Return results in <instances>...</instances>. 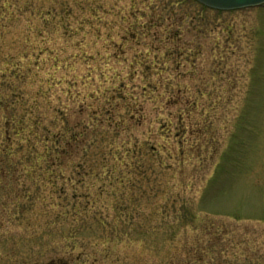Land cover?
<instances>
[{
  "label": "rangeland",
  "instance_id": "obj_1",
  "mask_svg": "<svg viewBox=\"0 0 264 264\" xmlns=\"http://www.w3.org/2000/svg\"><path fill=\"white\" fill-rule=\"evenodd\" d=\"M62 2L72 37L50 34L69 64L52 110L72 124L104 110L105 122L78 146L86 171L35 168L32 134L18 174L0 175V264H264V6L0 0L25 10L0 27L1 69L23 51L28 16H63ZM29 55L25 82L55 72L52 55ZM30 85L17 108L27 119L38 99ZM56 121L55 112L45 119Z\"/></svg>",
  "mask_w": 264,
  "mask_h": 264
},
{
  "label": "trees",
  "instance_id": "obj_2",
  "mask_svg": "<svg viewBox=\"0 0 264 264\" xmlns=\"http://www.w3.org/2000/svg\"><path fill=\"white\" fill-rule=\"evenodd\" d=\"M78 5H80V2L77 3ZM61 9H64L62 11L63 16H60V13L56 10L51 11V9L46 12L36 11V15L34 14L35 16L32 18L28 16L29 19L25 21L28 26V32H26L23 38H20L25 43L23 51L19 55L9 58L10 62L6 68L5 66H2V69L0 68V76H4L0 77V166H3L2 169L4 168V171H0V175L5 171L7 173L13 172L15 168H17L15 173L18 174L21 161L26 156L22 155L18 160L15 157L23 153L24 145H27L28 148L34 147L30 145L32 134L34 135L35 144L37 142L39 145V152H35L38 154L39 162H37L35 168H40L49 173L62 167L63 169L70 167L71 170L78 171L80 168H83L81 160L84 153V149L80 151L78 146L82 145V142L89 141L90 138L96 136L101 131V124L105 122L101 116L104 110L100 112L99 116H90L86 111V117L89 119L80 124H72L65 112L52 110V99L50 96L63 92V90H57V88L67 84L69 64H67L68 58L62 56L65 53L64 48L60 47V49L54 50L49 46V43L52 41L50 34H55L57 39L66 40L72 37L68 33L69 28L65 24L64 17L66 16V22H68L67 18L72 10L67 8V4L64 2L61 3ZM24 12L25 10H22L20 13L19 10L13 11L0 8V27L7 25L8 21L17 20L16 17H20V14ZM34 21L41 23L39 25L41 26L40 29L39 27H37L38 29H33L32 22ZM32 31H37L39 36L37 38L36 36L34 37V34L37 33L35 32L32 33L31 38L30 34ZM38 39L41 40L39 43L37 42ZM29 53L35 55L37 63L40 62V55H52L49 60L52 61L53 65L51 69H54L55 72L44 75L46 78L42 81L35 80L27 83L25 79L22 80L20 78L22 69H24L22 60L29 57ZM72 57L75 58L77 55L74 54ZM7 71L11 74L8 79L5 77V72ZM60 71L62 74L66 73L67 76L63 77L62 74L56 75ZM77 74L79 75L80 73ZM11 77L21 81V83H16L10 79ZM78 79L80 80L79 77ZM42 82H46L48 89L42 88ZM30 84H36V96L38 99L34 100L30 108L34 112L32 111L27 119L25 115L17 114V108L23 103L21 100L22 95H25L29 91L31 88ZM26 86L28 89L25 88ZM39 105L43 109L36 116L35 110L38 109ZM111 110L115 112V106H111ZM53 112L57 115V121L53 124V127H50L45 123V119ZM112 126L116 129L119 128L113 124H108L107 128L109 129ZM77 127H80V129ZM28 129H33V133L29 132ZM52 129H55V131H52ZM123 152L125 155H134L136 149L124 148ZM31 166H26L24 169H29ZM126 166L124 164V167ZM192 263L196 264L194 259Z\"/></svg>",
  "mask_w": 264,
  "mask_h": 264
},
{
  "label": "water",
  "instance_id": "obj_3",
  "mask_svg": "<svg viewBox=\"0 0 264 264\" xmlns=\"http://www.w3.org/2000/svg\"><path fill=\"white\" fill-rule=\"evenodd\" d=\"M207 9L229 12L264 6V0H193Z\"/></svg>",
  "mask_w": 264,
  "mask_h": 264
},
{
  "label": "flooded vegetation",
  "instance_id": "obj_4",
  "mask_svg": "<svg viewBox=\"0 0 264 264\" xmlns=\"http://www.w3.org/2000/svg\"><path fill=\"white\" fill-rule=\"evenodd\" d=\"M58 261H60V263H63V260H58ZM63 264H67V263H63Z\"/></svg>",
  "mask_w": 264,
  "mask_h": 264
}]
</instances>
